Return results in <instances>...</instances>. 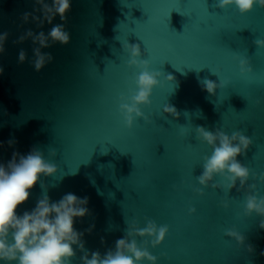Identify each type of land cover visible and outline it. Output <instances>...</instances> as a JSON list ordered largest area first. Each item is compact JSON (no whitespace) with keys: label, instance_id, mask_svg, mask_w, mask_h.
<instances>
[{"label":"water","instance_id":"95a60500","mask_svg":"<svg viewBox=\"0 0 264 264\" xmlns=\"http://www.w3.org/2000/svg\"><path fill=\"white\" fill-rule=\"evenodd\" d=\"M39 7L34 0H0V33H9L0 55V163L35 147L56 164L57 172L41 182L52 202L67 193L88 198L89 214L74 228L84 233L89 253L114 250L128 225L144 227L147 218L169 228L161 245L148 246L157 264H264V217L245 215L248 189L239 181L229 191L199 185L203 157L212 149L195 132L200 126L242 131L253 143L237 159L254 177L264 174V48L254 43L264 39V8L241 15L217 0H71L70 42L41 49L54 59L36 72L37 45L13 41L28 29L47 34L64 23L59 16L42 28L31 17L21 20L25 12L41 16ZM127 43L139 44L140 59L161 73L151 104L141 107L148 119L136 118L132 128L119 111L140 71L128 67ZM21 49L27 52L22 64ZM241 59L250 61L251 73L241 74ZM206 79L223 86L210 95ZM166 104L179 116L164 113ZM252 183L264 197V182L250 177ZM44 194L38 183L18 214L34 209ZM230 229L245 237L243 244L226 235ZM136 239L142 246L145 238ZM73 247L72 264H82L84 253Z\"/></svg>","mask_w":264,"mask_h":264},{"label":"clouds","instance_id":"9594fccd","mask_svg":"<svg viewBox=\"0 0 264 264\" xmlns=\"http://www.w3.org/2000/svg\"><path fill=\"white\" fill-rule=\"evenodd\" d=\"M40 7L35 9L41 16L25 12L21 20L25 23L29 18L43 27L45 23L53 25L56 16L64 23L54 24L47 34L40 31L38 34L28 29L20 35L14 44L23 43L31 39L33 45L32 67L36 72L51 63L54 59L51 53L42 52L41 49L49 48L57 43L67 45L70 42V33L66 30L67 13L71 10V0H34ZM217 6L227 9L234 6L241 15L253 11L256 7L264 8V0H217ZM8 32L0 33V55L5 52V42ZM257 48H264V39L254 41ZM124 50L129 54L127 61L129 68L140 69L135 76V90L130 96H121L119 105L120 114L123 116L126 127L132 128L138 117L148 119L141 110L142 106L151 104L153 89L160 83L159 71H150L149 61L140 59L142 56L139 44H123ZM27 60V52L21 49L18 53V63ZM241 74L253 71L248 59L240 60ZM3 67L0 66V75ZM168 80L174 77L169 75ZM204 90L210 95H215L216 89L223 85L212 80L202 82ZM163 112L173 117H178L174 106L166 104ZM196 138L211 147L210 155L203 157L201 175L196 177L199 185L211 186L213 189L224 188L231 190L239 181L240 188L247 185L245 215L250 216L253 212L264 217V197L256 194L257 185L248 184L249 178H257L264 182V174L254 177L251 170L241 163L237 157L246 155L252 145L250 137L242 131H234L231 135L220 128L215 131L206 130L200 126L195 129ZM16 142L9 140L8 145L13 146ZM49 155H56L55 149H49ZM57 172V166L52 161L45 159L44 154L38 148H32L26 155L13 152L11 159L5 164L0 163V262L3 264H72L76 256L74 245L84 254L81 256L82 264H157L158 257L149 250V244L155 248L163 243L169 228L167 225H157L152 219H147L144 227H140L138 221L128 225L126 235L116 240L115 249H109L104 255L99 251L88 252L83 240L84 233L74 228L77 218H83L89 214L87 208L88 198H80L72 193L65 194L59 201L52 202L46 194L47 186L41 182V177L52 176ZM216 177L223 178L226 184L214 182ZM40 183L44 195L37 201L31 211L18 214V208L25 204L31 195V190ZM239 190V189H238ZM195 191L203 195L202 188ZM227 208V201L222 202ZM195 208H190L189 213H195ZM94 227V226H93ZM264 229V220L260 223ZM91 232V228L87 230ZM226 235L240 244L244 243L245 237L238 231L230 229ZM137 237L143 239L141 246ZM103 243V240H102ZM249 251L252 248L249 247ZM264 254V253H262Z\"/></svg>","mask_w":264,"mask_h":264}]
</instances>
